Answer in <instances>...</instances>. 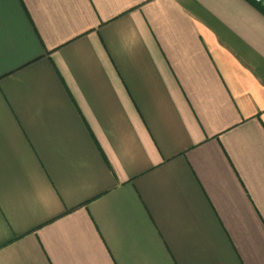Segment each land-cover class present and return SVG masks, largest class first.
Here are the masks:
<instances>
[{
  "label": "crops",
  "instance_id": "crops-1",
  "mask_svg": "<svg viewBox=\"0 0 264 264\" xmlns=\"http://www.w3.org/2000/svg\"><path fill=\"white\" fill-rule=\"evenodd\" d=\"M259 6L0 0V264H264Z\"/></svg>",
  "mask_w": 264,
  "mask_h": 264
},
{
  "label": "built area",
  "instance_id": "built-area-1",
  "mask_svg": "<svg viewBox=\"0 0 264 264\" xmlns=\"http://www.w3.org/2000/svg\"><path fill=\"white\" fill-rule=\"evenodd\" d=\"M258 3H260L262 9H264V0H256Z\"/></svg>",
  "mask_w": 264,
  "mask_h": 264
},
{
  "label": "trees",
  "instance_id": "trees-1",
  "mask_svg": "<svg viewBox=\"0 0 264 264\" xmlns=\"http://www.w3.org/2000/svg\"><path fill=\"white\" fill-rule=\"evenodd\" d=\"M249 1L253 3V0H249ZM259 8L261 9V11H264V9H262V7L259 6Z\"/></svg>",
  "mask_w": 264,
  "mask_h": 264
}]
</instances>
